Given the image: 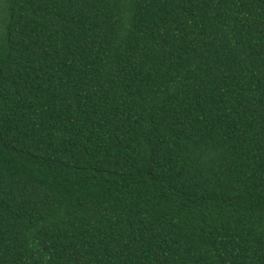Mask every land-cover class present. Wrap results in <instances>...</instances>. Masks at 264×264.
Returning a JSON list of instances; mask_svg holds the SVG:
<instances>
[{"label": "trees", "instance_id": "1", "mask_svg": "<svg viewBox=\"0 0 264 264\" xmlns=\"http://www.w3.org/2000/svg\"><path fill=\"white\" fill-rule=\"evenodd\" d=\"M0 264H264V0H0Z\"/></svg>", "mask_w": 264, "mask_h": 264}]
</instances>
